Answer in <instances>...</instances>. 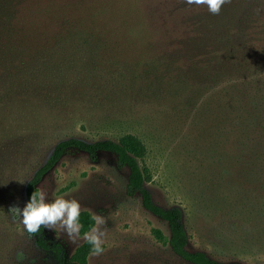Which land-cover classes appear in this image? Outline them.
Segmentation results:
<instances>
[{"label": "rangeland", "instance_id": "obj_1", "mask_svg": "<svg viewBox=\"0 0 264 264\" xmlns=\"http://www.w3.org/2000/svg\"><path fill=\"white\" fill-rule=\"evenodd\" d=\"M125 134L145 147L152 201L180 209L188 250L264 264V0L218 15L184 0H0V264H55L9 212L54 144ZM126 176L112 153L68 148L36 194L107 221L85 264H190L155 238L167 226ZM83 235L42 231L65 264Z\"/></svg>", "mask_w": 264, "mask_h": 264}, {"label": "trees", "instance_id": "obj_2", "mask_svg": "<svg viewBox=\"0 0 264 264\" xmlns=\"http://www.w3.org/2000/svg\"><path fill=\"white\" fill-rule=\"evenodd\" d=\"M68 148H75L85 152L89 157L96 152L105 151L115 156L118 166L127 168L125 182V193L129 196L137 194L141 206L162 220L168 230V235L163 236L159 230L152 229L155 238L165 242L170 250L180 259L190 264H237L233 261H218L208 257L199 250H188L186 248L187 236L182 223L181 211L175 206L160 207L152 201L150 193L145 188L144 183L148 179L146 169L140 166L139 162L145 154V147L141 140L132 134H125L117 140L99 139L94 141H83L77 138H67L56 142L50 154L44 162L37 167L24 186L25 204L29 201L33 193L36 194V184L41 177L59 160L64 151ZM80 222L82 224L81 235L86 233L93 225V219L86 211H81ZM43 228L36 234L35 245L43 250L50 251L55 259V264H65L64 251L58 243H46L42 236ZM92 245L83 241L75 247L70 260L74 264H85L86 256L91 251Z\"/></svg>", "mask_w": 264, "mask_h": 264}, {"label": "clouds", "instance_id": "obj_3", "mask_svg": "<svg viewBox=\"0 0 264 264\" xmlns=\"http://www.w3.org/2000/svg\"><path fill=\"white\" fill-rule=\"evenodd\" d=\"M184 2L188 5L207 6L211 14L218 15L222 6L229 3L230 0H184ZM81 211V205L76 199L58 196L49 201L43 192L38 195L33 193L22 208L19 205H14L9 209L14 218H20L28 234L35 236L41 228L59 229L67 236L70 244H76L81 239ZM92 219L94 226L84 233L83 240L92 245V254L99 256L104 250L107 221L99 214H94Z\"/></svg>", "mask_w": 264, "mask_h": 264}]
</instances>
